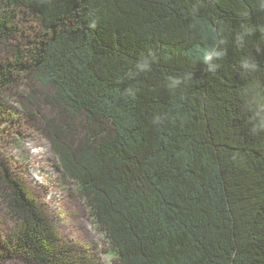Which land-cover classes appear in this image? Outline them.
Here are the masks:
<instances>
[{"label":"trees","instance_id":"obj_1","mask_svg":"<svg viewBox=\"0 0 264 264\" xmlns=\"http://www.w3.org/2000/svg\"><path fill=\"white\" fill-rule=\"evenodd\" d=\"M3 54L116 264H264V0H0ZM0 194V263L90 264L1 160Z\"/></svg>","mask_w":264,"mask_h":264},{"label":"rangeland","instance_id":"obj_2","mask_svg":"<svg viewBox=\"0 0 264 264\" xmlns=\"http://www.w3.org/2000/svg\"><path fill=\"white\" fill-rule=\"evenodd\" d=\"M21 29L33 38L39 32L35 19L21 21ZM19 37L14 42L23 43ZM6 57V54L0 56ZM22 79H26L23 77ZM19 81L18 90H25ZM40 86L39 82H36ZM31 110H29V109ZM24 107L14 89L0 94V160L12 175L23 179L35 199L43 205L54 221L61 238L88 257L90 264H116L114 252L105 235L94 225L88 209L79 197L75 184L59 167L44 128L43 115L52 116L46 104ZM31 112V113H30ZM36 174V175H35ZM13 219L0 194V252L8 246ZM0 264H35L25 258L15 257Z\"/></svg>","mask_w":264,"mask_h":264},{"label":"bare ground","instance_id":"obj_3","mask_svg":"<svg viewBox=\"0 0 264 264\" xmlns=\"http://www.w3.org/2000/svg\"><path fill=\"white\" fill-rule=\"evenodd\" d=\"M36 175V174H35Z\"/></svg>","mask_w":264,"mask_h":264}]
</instances>
